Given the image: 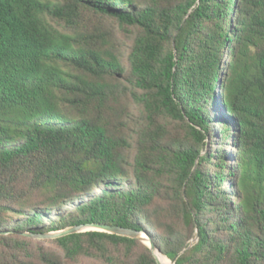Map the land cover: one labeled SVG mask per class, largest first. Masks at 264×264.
Listing matches in <instances>:
<instances>
[{
    "label": "trees",
    "instance_id": "1",
    "mask_svg": "<svg viewBox=\"0 0 264 264\" xmlns=\"http://www.w3.org/2000/svg\"><path fill=\"white\" fill-rule=\"evenodd\" d=\"M264 264V0H0V264Z\"/></svg>",
    "mask_w": 264,
    "mask_h": 264
},
{
    "label": "water",
    "instance_id": "2",
    "mask_svg": "<svg viewBox=\"0 0 264 264\" xmlns=\"http://www.w3.org/2000/svg\"><path fill=\"white\" fill-rule=\"evenodd\" d=\"M87 231H101V232H105V233H109V234H116L119 236L129 237L132 239H138L150 248V250L153 252L155 258L157 259L158 264H161V263L157 258V253L159 255L165 256L161 252V250L156 247V245L153 243L151 237L146 232H139V231H135V230H131V229H125L122 227L101 226V225L90 224V225L75 226V227H71V228H68L66 230L58 231V232H49V233H45V234L29 235V236L36 238V239H54V238H59V237H63V236L70 235V234L87 232ZM176 261H177L176 259L170 260V262L172 264H176Z\"/></svg>",
    "mask_w": 264,
    "mask_h": 264
},
{
    "label": "rangeland",
    "instance_id": "3",
    "mask_svg": "<svg viewBox=\"0 0 264 264\" xmlns=\"http://www.w3.org/2000/svg\"><path fill=\"white\" fill-rule=\"evenodd\" d=\"M159 259H160L161 261L164 260V262H165L166 264H171V262H170L166 257H164V256L159 257Z\"/></svg>",
    "mask_w": 264,
    "mask_h": 264
},
{
    "label": "bare ground",
    "instance_id": "4",
    "mask_svg": "<svg viewBox=\"0 0 264 264\" xmlns=\"http://www.w3.org/2000/svg\"><path fill=\"white\" fill-rule=\"evenodd\" d=\"M157 253V252H156ZM159 257H162V255H159L158 253H157V258H158V260L160 261V263L161 264H166L165 262H164V260L163 261H161L160 259H159ZM165 257V256H164ZM169 260V259H168ZM170 261V260H169ZM172 264V263H171Z\"/></svg>",
    "mask_w": 264,
    "mask_h": 264
}]
</instances>
